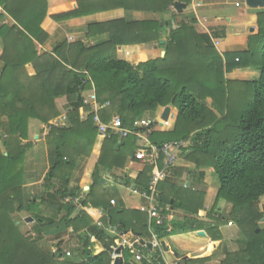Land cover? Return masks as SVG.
<instances>
[{"label":"trees","instance_id":"obj_1","mask_svg":"<svg viewBox=\"0 0 264 264\" xmlns=\"http://www.w3.org/2000/svg\"><path fill=\"white\" fill-rule=\"evenodd\" d=\"M0 1L13 22V26L1 25L4 16L0 15V264L113 263L111 247H115V240L92 224L99 209L106 206L93 187H100L103 172L123 169L128 160L135 161L137 140L132 136L104 140L92 174L93 187L81 202L90 208L86 213H75L71 203H64L67 197L79 196L78 190L69 191V180L78 159L90 156L97 137L92 117L85 121L79 117L80 108L89 109L84 106L83 95L92 88L103 122L116 115L128 127L144 115L153 116L161 108L172 107L175 127L153 132L150 142L158 147L187 142L182 150V155L189 150L185 159L198 169H209L218 182L213 208L204 216L210 223L196 218L204 208L205 193L181 189L178 203L174 201L172 207L184 208L190 218L152 226L159 242L199 230H204L213 241H220L219 227L224 219L217 216V205L224 201L231 206L227 220L238 228L242 247L236 253L226 254L221 264H264V227H260L264 215L259 208L264 197V12L257 15V32L249 38L245 52L227 54L222 59L182 23L178 29L169 30L161 45L165 49L163 58L131 65L112 57L113 49L160 41L166 30L158 22L118 20L90 25L87 39L105 35L106 39L93 45L63 42L51 53H39L37 45L43 46L49 39L45 29L49 18L47 1ZM182 1L189 0L83 1L77 9L52 15L50 19L59 23L112 9L157 14ZM248 69L252 75L248 81L233 82L227 78L230 73ZM57 99H65L68 112L61 125L52 126L50 122L60 115ZM31 121L49 128L45 139L50 168L42 185L49 199L60 204L56 209H48L54 213L52 217L45 216L46 209H40L44 201L24 202L23 165L30 148L27 141ZM150 173L151 167L145 166L134 181L126 178L123 182L145 189ZM159 202L170 205L171 199L162 192ZM21 213L32 220V231L38 239H60L67 232L77 235L76 244L71 247L72 257L56 260L43 252L35 239L25 237L14 218ZM139 225V229L132 225V232L151 241L146 221ZM120 227V231L128 230L126 223ZM92 238L100 243L102 252L89 251ZM133 248L142 255L141 261L134 263L131 250L125 248L122 264H164L160 248L150 251L139 241Z\"/></svg>","mask_w":264,"mask_h":264},{"label":"crops","instance_id":"obj_2","mask_svg":"<svg viewBox=\"0 0 264 264\" xmlns=\"http://www.w3.org/2000/svg\"><path fill=\"white\" fill-rule=\"evenodd\" d=\"M46 1L48 4L49 18L45 22V29L49 33V39L43 46H37L38 52L42 53H51L56 45L63 42L83 41L85 44L93 45L95 42L106 39V35L96 37V39H87V28L90 25L105 24L118 20H124L128 23L158 22L160 26L164 27L163 30H166V32L163 31L161 33L160 41L138 45L116 46L113 49L111 53L112 57L131 65L143 64L149 59L163 58L165 56V49L161 45L166 42L169 30L171 28L178 29L182 23L193 30V35L203 38L205 47H211L222 59L227 54L245 52L248 48L249 38L257 32V15L260 12H264V8L251 9L247 7L245 0H189L187 3L183 1L178 2L185 5V9L181 10V13L171 11L170 7L167 11L157 14L152 12L112 9L55 23L50 19V16L77 9L79 2H96L99 0ZM236 4H239V6L236 7ZM29 74L32 75L30 72ZM86 95L84 94L83 97L86 98ZM56 105L60 111V115L57 119L50 122L51 125H56V122L60 121L62 117H65L68 112L65 99H57ZM163 109H159L154 114L152 122H154L155 127L153 132L165 131L168 122L171 119H175L171 109L168 121H163L161 119ZM147 115L142 118L148 119L147 117L152 116L150 114ZM79 117L81 118L80 110ZM48 132V126L38 121H31L29 124V140L27 143L30 144V148L23 165L22 192L25 203L37 201V204H41L44 201L40 209H46L44 212L45 216L52 217L54 213L48 209H56L55 207H58L60 204L56 200L52 201L49 199L42 185L50 168L49 147L45 139ZM104 140L97 134L91 156L78 159L69 180V191L78 190L79 193L84 192V196H86V192H89L93 187L92 174L100 157ZM138 147L139 144L137 143ZM188 154L189 150L185 152V155H181L183 159L179 160L178 165L169 172L167 178L159 183L158 191L162 190L159 191V194L163 192L164 196L171 199L170 205H161V207L167 210L170 221L183 222V219L188 217L183 210L184 208L173 210L172 207L174 201L178 203L176 198L182 194L181 189L205 193L204 208L196 218L199 222L210 223L204 216L213 208L218 182L209 169H198L194 163L187 161L185 157ZM140 166L145 167L149 165L128 160L123 169H115L111 173L103 172L101 174L100 187H93L96 195L101 197L106 203V206L99 209V211L104 212V216L101 218L103 224L101 230L108 237L113 238L115 244L123 241L131 244L132 240L143 241L145 244L151 242L149 240H143L138 233L132 232V225L135 229H139V223H142L144 220L148 224V232L151 230V225L147 214L140 211V208L146 205V201L131 194V188L135 187L134 183L126 186L123 182L126 181V178L134 181L143 170V168L139 169ZM208 178L211 179L208 181ZM213 181H215L216 186L214 189L211 188V185L214 184ZM210 182L212 183L210 184ZM209 198L212 199V203L207 202ZM224 206L228 210L224 211L225 214L222 211ZM229 208L231 209V206L224 201H220L217 205V216H221L224 219V224L219 227L221 234L220 241H213L204 230H199L171 236L162 243L160 242L162 244L160 258L164 264H180L179 262L186 260L192 261L189 264H221L226 254L238 252L242 244L240 243L238 228L227 220L230 212ZM85 209L87 210L84 213L90 208L86 207ZM27 218L29 217L26 216L23 219L24 223L33 224L32 220L27 222ZM95 221L92 223L93 225ZM122 223L127 224L128 230L120 231V225ZM200 232L204 233V235H200ZM76 236L75 234L72 235L70 232H67L60 239L42 236L41 239L37 237L35 241L43 252L51 257H55L56 260H63L65 259L64 253L70 251L66 248V243L69 245L70 241L76 239ZM45 242L48 243L46 247H44ZM152 248L149 250L151 251ZM88 249L92 254L97 251H103L100 243L94 238L90 240Z\"/></svg>","mask_w":264,"mask_h":264},{"label":"built area","instance_id":"obj_3","mask_svg":"<svg viewBox=\"0 0 264 264\" xmlns=\"http://www.w3.org/2000/svg\"><path fill=\"white\" fill-rule=\"evenodd\" d=\"M1 2V1H0ZM239 4H236L238 7ZM170 10L175 12L174 6H170ZM0 15L4 16L3 24L13 23L12 20L7 16L4 11L2 4L0 3ZM84 106L88 107V111L84 107L80 108L81 120L85 121L88 116L92 117V123L97 130V134L102 139H109L110 137H117L119 140L126 139L132 136L137 140L139 147L134 153L135 161L145 165H149L152 171L149 176L148 186L145 189H138L136 187L131 188V194L136 195L140 199L146 201V205L140 208L142 213L147 214L149 223L151 225V230L149 231L151 235V242L153 247L161 248L159 240L156 235L152 232V226L161 227L165 223L170 222L169 215H167V210L163 209L160 205V194L158 191L159 183L164 181L169 172L174 169L180 160L182 155V150L187 147L186 142H172L165 143L158 147L150 142V135L153 133L152 125L154 122L146 118L137 119L132 122L128 127H125L121 119L114 115L110 118L108 122H103L100 117L101 106L97 101L94 88L86 95L84 98ZM65 117H62L61 121L64 122ZM84 199V192L79 193L78 197L72 198L67 197L64 203H71L75 208V213H83L87 209L81 202ZM264 215V211H262ZM98 219L95 221V226L97 228H102L103 224L101 218L104 216L103 211L97 212ZM138 241H133L131 244L127 242H121L115 244V247H111L113 254V260L118 256L115 252L120 250L119 255L122 257V253L125 248H129L132 254V261L138 263L142 259V255L133 248V244ZM140 242V241H139ZM65 258L71 257V252L66 251L64 253ZM176 264V263H175Z\"/></svg>","mask_w":264,"mask_h":264},{"label":"rangeland","instance_id":"obj_4","mask_svg":"<svg viewBox=\"0 0 264 264\" xmlns=\"http://www.w3.org/2000/svg\"><path fill=\"white\" fill-rule=\"evenodd\" d=\"M4 20V19H3ZM1 25H3V21H2V23H1ZM5 25V24H4ZM6 26H13V24L12 23H10L9 22V24H6ZM38 46V45H37ZM247 50H248V48H247ZM246 50V51H247ZM38 51V50H37ZM39 53H42V52H39ZM234 54V53H233ZM245 71V72H244ZM242 70V71H240V70H237L235 73H230L229 75H227V78H228V80H230V81H248L250 78H251V76L252 75H250V70L248 69V70ZM28 72H30V73H33V71H32V69L31 68H28ZM239 72H241V73H239ZM236 83V82H235ZM232 85H234V86H236L237 84H232ZM233 86V87H234ZM86 95V94H85ZM207 102H209L210 103V99L209 100H207ZM171 109H172V107H170ZM173 114L176 116V114L173 112ZM144 116H148V115H144ZM150 121H152L153 119H154V114H153V116H150V117H147ZM62 119V118H61ZM53 121V120H52ZM175 122H176V120L175 119H171L169 122H168V125H167V127L165 128V131H170V130H172L174 127H175ZM61 123H62V121L60 120V121H57L56 122V125H52V126H59V125H61ZM159 125V124H158ZM160 127H161V125H160ZM159 127V128H160ZM192 135V134H191ZM1 133H0V139H1ZM187 143V142H186ZM0 146H1V140H0ZM92 153V152H91ZM90 156H91V154H90ZM89 156V157H90ZM183 159V157H180V160H182ZM142 168H144L143 166H140L139 167V169H142ZM214 176V175H213ZM211 178H208V181L210 180ZM216 179V178H215ZM212 180H214L213 178H212ZM217 181V180H216ZM214 182V184L213 185H211V188L212 189H214V188H216V186H215V181H213ZM212 182H210V184H211ZM107 186H109V185H107ZM207 202H209V203H212V199H208V201ZM230 206V205H229ZM259 208H260V211L262 212V211H264V197L263 198H261L260 199V204H259ZM230 209V208H229ZM210 211V210H209ZM223 213L225 214V212L224 211H228L227 210V208L224 206V208H223ZM27 215L26 214H24V213H21V214H19V215H16L14 218H15V220H16V222H18V228H19V230H20V232L25 236V237H30V238H32V239H36L37 238V236L35 235V233H33V231H32V226H33V224H25L24 223V218L26 217ZM190 218V215H188V217H187V219H189ZM260 227H264V222H262V223H260ZM46 240L47 241H49V239L48 238H46ZM75 242H76V239H73L72 241H70V243H69V245L66 243V248L68 249V250H70V251H72V249H71V247L72 246H74L75 245ZM46 245L48 246V243L47 242H45L44 243V247H46ZM160 245H162L161 243H160ZM162 248V247H161ZM71 257H72V253H71ZM135 263V262H134ZM179 263H181V262H179Z\"/></svg>","mask_w":264,"mask_h":264},{"label":"water","instance_id":"obj_5","mask_svg":"<svg viewBox=\"0 0 264 264\" xmlns=\"http://www.w3.org/2000/svg\"><path fill=\"white\" fill-rule=\"evenodd\" d=\"M245 4H246L247 7L251 8V9L264 8V0H245ZM174 8H175V11H177L178 13H181V10L185 9V5L181 4V3H178V2H175L174 3ZM170 112H171V108L170 107H165L163 109V113H162L161 119L163 121H165V122L168 121ZM101 183H103V181H101ZM26 220H27V222L31 221L30 218H27ZM262 222H264V219L262 220ZM199 234L200 235H204V233H202V232H200ZM140 243L145 245L148 249L152 248V244H150V243L145 244L143 241H141ZM120 250L121 249H118L115 252V254H117L118 256L113 260L112 264H122L123 263V259L119 255Z\"/></svg>","mask_w":264,"mask_h":264}]
</instances>
